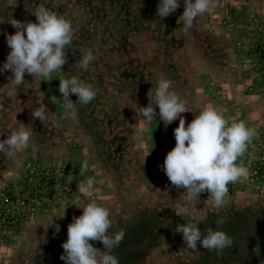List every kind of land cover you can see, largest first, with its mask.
<instances>
[{
  "label": "rangeland",
  "instance_id": "obj_1",
  "mask_svg": "<svg viewBox=\"0 0 264 264\" xmlns=\"http://www.w3.org/2000/svg\"><path fill=\"white\" fill-rule=\"evenodd\" d=\"M159 3L0 0V67L10 52L6 35L16 31L9 21L37 22L31 11L39 5L70 20L75 31L67 63L50 82L25 73L16 99L0 95V140L22 123L33 133L14 159L0 153V264H65L60 257L68 225L90 202L109 210L110 232H125L112 250L119 264H264V0H216L187 32L177 24L184 0L163 19L156 14ZM89 50L98 59L84 71L79 61ZM12 76L0 72V86ZM73 76L96 91L92 102L77 105L76 119L65 112L59 92V79ZM161 79L186 98V126L213 106L230 123L243 121L258 133L241 158L249 174L228 185L221 209L207 193L189 200L171 188L163 164L175 147L179 118L165 125L158 107L151 124L139 115ZM41 103L54 123L33 120ZM84 162L88 167L81 174ZM89 177L96 190L83 196L78 184ZM178 206L191 209L193 218L177 216ZM2 211L14 221L5 222ZM198 217L202 232L222 230L233 237V246L187 249L174 230ZM90 243L103 249L101 242Z\"/></svg>",
  "mask_w": 264,
  "mask_h": 264
},
{
  "label": "clouds",
  "instance_id": "obj_2",
  "mask_svg": "<svg viewBox=\"0 0 264 264\" xmlns=\"http://www.w3.org/2000/svg\"><path fill=\"white\" fill-rule=\"evenodd\" d=\"M179 7L180 0H160L156 14L163 19ZM215 7L216 0H184V11L177 19V24L182 23L183 31L187 32L198 16ZM31 14L36 17L37 22H22L17 19L9 21L16 31L6 35L10 52L6 62L0 67V72L10 71L13 76L7 84L0 86V95L10 100L17 98V88L23 84L25 73L50 82L52 73L62 69L67 63L66 49L72 45L75 35L70 20L43 5L37 6ZM97 59L98 57L89 50L82 55L79 67L87 71ZM171 87L170 80H159L154 91L149 89L148 105L139 107V115L146 123L151 124L157 116L158 107L159 118L165 125L179 118V125L174 129L175 147L167 153L163 164L171 188L182 190L189 200H199L207 193L213 206L221 209L228 194V185L241 182L242 178L249 174V168L241 158L245 156L248 145L258 133L243 121L230 123L223 111L213 106L200 110L186 126L182 114L191 110L187 106L186 98L170 90ZM59 92L63 108L72 119H76L77 105H87L96 96L91 84L75 76L59 79ZM73 94L77 97L75 102L70 98ZM44 98L45 93L41 91V101ZM49 112L47 106L41 103L39 108L32 111V118L41 123H54V117ZM32 135V129L22 123L18 129L12 130L6 139L0 140V153L10 160L14 159L17 153L29 147ZM87 167V162H84L81 174ZM95 184V179L89 177L78 184L77 191L87 196L96 190ZM80 208L83 210L82 215L73 217V222L68 225L67 240L62 244L64 254L60 259L65 261V264H119V258L112 250L124 239L125 232H110L113 223L106 207L90 202ZM174 212L183 219L193 218V211L184 206H178ZM201 222L203 218L198 217L191 223L176 226L174 231L182 234L187 249L195 251L199 245L209 251L219 252L233 246V237L222 230L208 227L202 232L197 226ZM217 223L222 224L223 219ZM90 241L101 242L103 249L94 247ZM253 251L258 252L259 245L255 246Z\"/></svg>",
  "mask_w": 264,
  "mask_h": 264
},
{
  "label": "built area",
  "instance_id": "obj_3",
  "mask_svg": "<svg viewBox=\"0 0 264 264\" xmlns=\"http://www.w3.org/2000/svg\"><path fill=\"white\" fill-rule=\"evenodd\" d=\"M262 50V54L264 55V47L261 49ZM259 52H261V51H259ZM263 60H264V58H263ZM10 202H12V201H10ZM2 213H3V215H1L2 217H3V219H4V221L5 222H13L14 220H13V217H14V215H12V214H4V212L2 211Z\"/></svg>",
  "mask_w": 264,
  "mask_h": 264
}]
</instances>
